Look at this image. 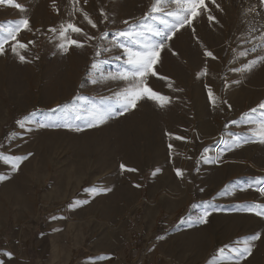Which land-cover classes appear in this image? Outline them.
<instances>
[{
	"label": "rangeland",
	"instance_id": "rangeland-1",
	"mask_svg": "<svg viewBox=\"0 0 264 264\" xmlns=\"http://www.w3.org/2000/svg\"><path fill=\"white\" fill-rule=\"evenodd\" d=\"M18 2L26 8L25 12L0 5V27L26 17L33 30L22 31L17 38L34 44H28L22 52L28 62L21 63L8 45L5 55L0 56V152L6 150L15 133L18 117L40 107L68 103L77 95L98 101L117 89L114 82L90 83L87 72L94 57L93 48L72 47L67 54L57 49L59 33L48 29L59 28L61 23L73 22L90 34L99 35L80 13L68 14L72 10L70 0ZM151 2L88 0L85 4L80 0V7L100 30L115 31L127 27L122 21L135 22V18L142 17ZM205 3L208 11L201 10V16L194 21L195 35L188 27L181 29L170 41L176 55L167 49L162 52L157 72L167 79L149 78L154 91L172 98L167 107L141 101L136 109L109 120L106 130L87 145L67 142L63 137L57 139L62 141L60 145L46 148V165L50 169L44 171L45 177L37 169V163H41L36 157L23 171L32 199L28 219L21 221L14 216L20 205L15 186L2 194L13 196L2 206L7 212L11 209L10 218L2 223L5 231L0 234V253L12 255L11 259L0 255L4 264H82L83 258L103 252L115 255L119 261L115 264H209L214 258L220 259L219 248L256 233L261 239L252 242V254L241 264H264V218L239 208L246 203L264 204V197L247 187L255 178H264V144L249 142L227 150L234 136L250 135L255 127L231 122L239 121L264 102V61L251 71L232 70L264 56V5L260 0ZM101 8L109 18L104 24H100ZM209 14L219 23L209 21ZM69 35L84 40L77 34ZM253 47L255 52L251 51ZM205 48L216 59L205 57ZM243 51L248 52L246 57L239 55ZM112 68L113 65L105 66L106 71ZM205 68L207 75H198ZM169 82L172 88L168 87ZM205 85L219 98L215 107L209 102ZM176 136L185 139L176 140ZM35 142L29 146L31 150L35 149ZM169 144L173 145L171 151ZM206 147L211 149L206 155L214 159L219 155L217 162H203L201 153ZM121 164L137 171L122 172ZM177 168L183 171L182 178L176 175ZM47 172L51 180L68 175L48 198V182H43L48 178ZM95 182L102 183V189H111L107 198L75 216L68 240L62 232L50 240L45 236L39 244L40 233L49 228L48 219L65 213L67 205ZM205 202L213 205L211 215L207 223H196ZM22 228L26 231L23 234Z\"/></svg>",
	"mask_w": 264,
	"mask_h": 264
},
{
	"label": "snow or ice",
	"instance_id": "snow-or-ice-1",
	"mask_svg": "<svg viewBox=\"0 0 264 264\" xmlns=\"http://www.w3.org/2000/svg\"><path fill=\"white\" fill-rule=\"evenodd\" d=\"M215 3V0H212ZM87 4L88 0H84ZM8 5L14 9L19 10L21 13L26 11V8L18 2V0H0V5ZM72 10L68 13L74 16L80 13L83 20L96 29L99 35L90 34L85 29L78 27L73 22L61 23L59 28H49L48 31L56 34L59 33L60 42L56 44L57 49L67 54L72 47L83 49L84 47H91L94 50V57L90 68L87 72L88 79L91 84H101L107 82H114L117 84V89L113 91L112 95L101 97L98 101L95 99H88L83 96H75L70 102L52 109V112H60L64 117V123H45L36 122L40 128H53L64 127L70 130L81 131L84 128L99 127L109 120L122 116L130 110L136 109L141 101L148 100L154 102L158 107L165 108L171 102L172 98L167 95L154 91L149 86L150 77H158L161 80H166L164 76H158L157 65L161 63V54L167 49L172 51L170 41L176 34L183 28L188 27L195 35L196 28L194 21L201 16V10L208 11L205 0H152L151 5L147 12L142 17L135 18V22L130 20L122 21L127 27L111 31L105 28L100 30L97 22L94 21L89 13L80 7V0H70ZM260 4L264 5V0H260ZM219 9V5H216ZM222 11V9H220ZM100 24L108 21V15L104 9H100ZM209 21L218 20L211 14L208 15ZM112 23H115L112 20ZM29 19L21 18L15 22H10L4 28L0 27V56L5 55L6 45L10 46V51L13 55L17 56L21 63L28 62L25 55L22 54L26 51L28 44H34V41H28V44L21 42L17 37L22 31H32ZM38 31V30H37ZM77 34L84 38L83 42L79 39L72 38L69 33ZM92 42H95L94 44ZM199 43V40H197ZM201 47L203 45L201 44ZM252 52L256 48L251 49ZM246 57L247 51L239 54ZM104 56L103 59L101 57ZM204 56L216 59L213 53L206 48L204 49ZM260 61H264V56H260L258 60H252L246 64L242 69H232L236 71H251L254 66ZM106 65H113L112 70H105ZM198 75H207V68ZM168 87L172 88L171 82ZM208 88L209 102L215 107L218 102V97L215 96L212 89ZM227 87V84H225ZM181 91V89H173ZM36 114L32 113L31 117L26 118L24 121H17L19 127L25 131H30L26 128L27 124L32 123V117ZM80 121V124L74 123ZM233 125L238 124H251L255 127L252 129L250 135L234 136L231 144L228 145L227 150L238 148L243 144L249 142H258L264 144V102H261L257 107L252 108L249 112L241 116L239 121L233 120ZM227 127V125H226ZM171 136V133H167ZM14 138V137H13ZM176 140H183L184 137L176 136ZM173 145L169 144L168 148L171 151ZM210 148H204L201 157L204 163H215L219 159V155L214 159L210 155ZM27 159V156H4L0 153V160L9 164L13 172L18 171L20 164ZM122 172H135L134 168L126 167L124 164L120 165ZM160 169H156L159 172ZM156 173L154 172L153 175ZM176 175L183 177L184 173L181 169H176ZM7 177L0 175V181ZM139 187L140 185H135ZM248 188L254 189L259 192L261 197H264V178H255L248 185ZM89 194H101L111 191L110 188L98 189L91 188L85 189ZM89 201H77L75 203L84 204ZM195 207V206H194ZM213 205L210 202H205L204 211L197 217L196 223H207V218L211 215L210 209ZM241 211L253 213L255 216L264 218V204L262 203H246L239 206ZM260 233H256L246 238L243 241H237L234 245H225L218 249L217 255L219 260L215 258L209 261V264H241V261L246 259L252 254L254 241L260 240ZM242 245V246H241ZM227 249V255H226ZM0 255L12 258L11 253H0ZM0 264H4L0 260Z\"/></svg>",
	"mask_w": 264,
	"mask_h": 264
},
{
	"label": "crops",
	"instance_id": "crops-1",
	"mask_svg": "<svg viewBox=\"0 0 264 264\" xmlns=\"http://www.w3.org/2000/svg\"><path fill=\"white\" fill-rule=\"evenodd\" d=\"M2 97L0 94V106H1ZM65 104V103H64ZM63 105V104H61ZM60 105H52L49 108L40 107L39 110L26 113L20 117L17 118V121H24L26 118L31 117L32 113H35L36 115L32 117V123L27 124L26 128H29L30 131H25L24 129H21L17 123L16 131L15 133L10 137L7 148L5 151L0 152L4 156H27V159L24 160L19 167L18 171L13 172L11 170V167L9 164L5 163L4 161L0 160V175H4L7 178L3 181H0V234L4 233L5 229L2 223L5 222L6 217L10 218L11 213L10 210L3 209L2 206L4 205L5 201L12 200L13 196L9 195H2L5 191L9 190L12 187H16L20 193V205H19V211L16 210L15 212V218L21 219H28L30 217V211H29V201L30 199L29 193H28V184L25 181V178L23 180V171L31 165L34 158L36 157V161H39L41 164L37 163V169L41 170L42 175L45 177V170L50 169L47 167L46 163L49 159H47L46 154V148H54L60 145L62 141H58L57 139H66L67 142H80L84 145L90 144L92 141V138H94L96 135L99 136V133H102L106 130V127H108V122L95 128H84L81 131L76 130H70L68 128L64 127H53V128H40L37 126L36 122H45V123H57L62 124L64 123V117L60 112H52V109L57 108ZM74 123L80 124V121H75ZM14 137V138H13ZM36 140V147L34 150H31L29 146L34 145V141ZM107 140V139H106ZM106 142L109 143L107 140ZM55 159V158H54ZM48 178L43 182H48L47 192L45 194V197L48 198L49 196H52L54 193H56V186L62 181L67 179V174H64L63 176H54L51 180V177H49V173L47 172ZM59 175V174H56ZM66 176V177H65ZM108 176V175H107ZM103 184L95 182V184L88 185L86 189L91 188H98L102 189ZM54 192V193H53ZM108 192L104 194H89L88 192L84 191L82 196L77 198L74 202H71L67 205L65 213L56 215L54 217H50L48 219L49 228L46 229L44 232L40 233L39 244L45 241V236H49L50 238H53L54 235L65 232L64 235L66 236L64 239L68 240V233L70 232V225H72V221L75 219V216L83 212L90 206L91 204L100 201V199L104 200L107 198ZM102 196H106L103 198ZM37 198H40V196L37 194ZM77 201H89L88 203L84 204H78L75 203ZM81 212V213H82ZM63 224V225H61ZM67 230V231H65ZM26 232L24 228L20 229V233L23 234ZM113 232L111 231L110 234ZM133 235V233H131ZM116 233L114 232V237ZM135 235V233H134ZM134 237V236H133ZM114 241L113 247L116 248L118 246V241L115 238H112ZM55 248V246L53 247ZM117 257L115 258V255L112 253H99L95 255H90L82 259V264H115L119 261H116ZM61 264H66L65 262H59ZM55 264V263H54ZM68 264H74L69 262ZM120 264H123L121 262Z\"/></svg>",
	"mask_w": 264,
	"mask_h": 264
}]
</instances>
